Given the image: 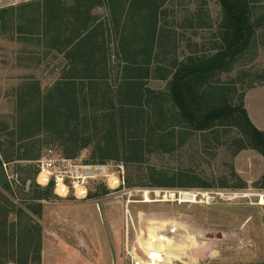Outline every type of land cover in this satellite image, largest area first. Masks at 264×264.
Returning a JSON list of instances; mask_svg holds the SVG:
<instances>
[{
  "label": "rangeland",
  "instance_id": "1",
  "mask_svg": "<svg viewBox=\"0 0 264 264\" xmlns=\"http://www.w3.org/2000/svg\"><path fill=\"white\" fill-rule=\"evenodd\" d=\"M33 1L39 0H0V8L18 7ZM168 8L172 10L167 16L172 25L169 29L176 30V49L173 43L171 45L179 58H187L191 53L214 52L220 41L223 17L218 0H169ZM252 8L253 17L260 16L264 13V0H252ZM6 28L7 33H12L11 25ZM42 45L35 41L14 40L0 31V155L3 157L5 152L14 156V160L4 163L11 191L0 187V192L15 204L9 208L7 230L16 227L21 232L22 226H33L34 239L29 248L32 253L28 262L22 264H136L140 261L142 264H264V206L257 204L260 203L258 196L202 204L179 203L166 193L221 190L264 193V157L255 149H240L243 133L230 125L216 131H197L184 126V134L177 133L169 145L163 147L168 151L147 152L144 160L138 163L130 162L122 154L105 161L92 159L97 141L94 139L72 158L83 157L90 163L124 164L127 189L138 190L131 197L134 202L128 204L127 195L115 198L103 183H98L91 187L87 199L63 198L52 192L47 199L35 200L34 208L41 204L42 214L25 208L30 219L23 215L22 221L16 223V210L25 207L31 196L46 188L35 181V160L49 149L68 157L65 146L45 134L31 139L29 150L21 146L20 141L12 145L13 138L8 135L11 130H17L21 120L20 87L34 80L26 77L34 76L48 92L60 75L61 66L57 64L63 57L54 59L56 51L46 55ZM27 50L33 53H26ZM213 81L214 86L231 88L228 94L233 97L232 104L239 103L240 96L244 95V105L250 116L264 129V25L257 28L251 45L238 56L232 68L218 74ZM149 84L157 90L167 88L163 80H152ZM23 152L31 157L17 159ZM180 171H184V187H170L173 174ZM203 183L206 185L201 186ZM144 193H148L149 202ZM4 217L0 215V221ZM160 222L166 224L165 229L153 227ZM39 227L40 261L34 252ZM195 234L199 244L193 248L184 247L180 255L171 260L167 256L155 261L159 251L153 250L154 246H161L160 252L168 249L166 251L172 253V247L164 246L169 238L179 246ZM151 238L158 243L154 245ZM200 240L203 241L200 243ZM6 243L0 246V264H18L19 254Z\"/></svg>",
  "mask_w": 264,
  "mask_h": 264
},
{
  "label": "trees",
  "instance_id": "2",
  "mask_svg": "<svg viewBox=\"0 0 264 264\" xmlns=\"http://www.w3.org/2000/svg\"><path fill=\"white\" fill-rule=\"evenodd\" d=\"M218 1L223 10L220 41L214 52L191 53L187 58H179L172 49L176 30L169 29V0H39L0 8V31L14 40L43 44L46 55L57 52L54 59L63 57L57 64L60 75L48 92L34 76H27L34 80L20 87L21 120L17 130L8 133L12 145L20 141L29 150V141L45 134L74 157L96 139L92 159L105 161L122 154L138 163L147 152L168 151L163 147L177 133L184 134V126L205 131L230 125L243 133L240 149L252 148L264 157V131L251 121L244 95L232 104L231 88L214 86L213 81L249 48L257 28L264 25V13L253 17L252 0ZM9 25L12 33H7ZM152 80L166 81V90L152 88ZM13 157L0 155V187L8 192L11 181L4 163ZM28 157L26 152L17 155V159ZM172 178L170 187H184V171ZM52 192L48 186L31 196L25 207L16 210V223L23 215L31 217L25 208L41 215L42 206L34 208V201L47 199ZM10 206L14 202L0 192V215H5L0 221V246L9 242L22 264L32 253L33 226H22L21 232L16 227L7 230ZM36 238L34 252L40 261V227Z\"/></svg>",
  "mask_w": 264,
  "mask_h": 264
},
{
  "label": "built area",
  "instance_id": "3",
  "mask_svg": "<svg viewBox=\"0 0 264 264\" xmlns=\"http://www.w3.org/2000/svg\"><path fill=\"white\" fill-rule=\"evenodd\" d=\"M35 163L37 166L35 177L37 184L44 187L52 186L53 192L59 197L71 196L80 200L87 199L90 196L91 187L103 183L109 189L110 194L115 195V198L129 196V204L134 202L131 197L138 191L127 189L125 165L121 163H90L85 161L83 157L60 156L53 149H49L36 159ZM148 193H144V195L146 196ZM166 193L179 203L202 204H209L214 201H233L254 195L260 199V203L257 204L264 206V193L250 194L234 190L216 192L166 191ZM130 220L133 223L131 215Z\"/></svg>",
  "mask_w": 264,
  "mask_h": 264
},
{
  "label": "bare ground",
  "instance_id": "4",
  "mask_svg": "<svg viewBox=\"0 0 264 264\" xmlns=\"http://www.w3.org/2000/svg\"><path fill=\"white\" fill-rule=\"evenodd\" d=\"M146 201L147 202H149L150 201V198H149V196H148V194H146ZM166 224L165 223H161L160 222V224H158V225H153V227H157V228H162V229H165L166 227H164ZM183 228H185V227H183ZM187 228V227H186ZM189 231V230H188ZM182 233V232H181ZM188 233V232H187ZM164 234V233H163ZM168 234V233H167ZM194 234V233H193ZM189 235H191L190 233H189ZM196 235V234H195ZM195 235H193V236H190V237H188L187 239H185L184 241H182V242H184V244H179V246H176V244L175 243H173V240L171 239V238H169V240H168V243H165L164 244V246L166 247V248H168V245L170 246V247H172L173 249H172V253H170L169 251H166V250H168V249H165V250H162L161 252H160V250L158 249L159 247H161V246H159L158 248H156L155 246L153 247V250H157V251H159V254L156 256V258H155V261L156 260H161L163 257H167L168 256V258H170V260H171V258L173 259L174 257H178V255H180V253H181V251L182 250H184V247H191V248H193L195 245H197V244H199L198 243V240H197V235H196V237H195ZM161 236V235H160ZM172 236V235H171ZM167 237V236H166ZM204 237V236H203ZM157 238H159V237H157ZM165 239V238H164ZM163 239V240H164ZM209 240V239H208ZM147 241H149V240H147ZM147 241H145V242H143V243H146ZM150 241L151 242H153V244L155 245V243H158L157 242V239H154V238H151L150 239ZM176 241V240H175ZM201 241H203V240H200V243H201ZM161 243H162V241H160ZM179 242H180V240H179ZM139 243L141 244V242H140V240H139ZM173 244V245H172ZM172 245V246H171ZM159 255H161V257H159ZM149 256V255H148ZM153 256H155V254L153 255ZM142 257V256H141ZM151 258H152V256H151ZM139 264H142L141 263V261L139 262Z\"/></svg>",
  "mask_w": 264,
  "mask_h": 264
},
{
  "label": "crops",
  "instance_id": "5",
  "mask_svg": "<svg viewBox=\"0 0 264 264\" xmlns=\"http://www.w3.org/2000/svg\"><path fill=\"white\" fill-rule=\"evenodd\" d=\"M246 109H247V107H246ZM247 111H248V109H247ZM248 114H249V111H248ZM249 117H250L251 121L254 123V125H255L258 129L264 131V129H263L261 126H259V124L256 123V122L252 119V117L250 116V114H249Z\"/></svg>",
  "mask_w": 264,
  "mask_h": 264
}]
</instances>
